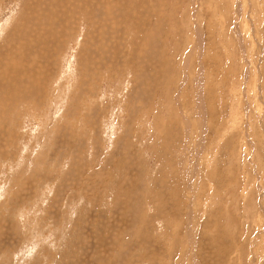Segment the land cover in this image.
<instances>
[{
    "label": "rangeland",
    "instance_id": "374dc122",
    "mask_svg": "<svg viewBox=\"0 0 264 264\" xmlns=\"http://www.w3.org/2000/svg\"><path fill=\"white\" fill-rule=\"evenodd\" d=\"M0 264H264V0H0Z\"/></svg>",
    "mask_w": 264,
    "mask_h": 264
},
{
    "label": "bare ground",
    "instance_id": "6f19581e",
    "mask_svg": "<svg viewBox=\"0 0 264 264\" xmlns=\"http://www.w3.org/2000/svg\"><path fill=\"white\" fill-rule=\"evenodd\" d=\"M198 151V150H197Z\"/></svg>",
    "mask_w": 264,
    "mask_h": 264
}]
</instances>
